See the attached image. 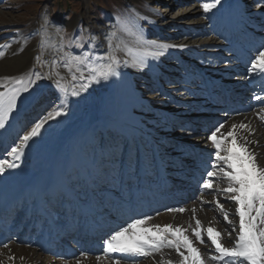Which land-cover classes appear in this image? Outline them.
Returning a JSON list of instances; mask_svg holds the SVG:
<instances>
[{"label":"bare ground","instance_id":"6f19581e","mask_svg":"<svg viewBox=\"0 0 264 264\" xmlns=\"http://www.w3.org/2000/svg\"><path fill=\"white\" fill-rule=\"evenodd\" d=\"M208 1L209 3H215V0ZM248 1L250 0H246V3L241 0H220V3L217 4L215 8H211L208 12L203 10L202 14L210 21V24L206 27L209 28L207 29L209 31L207 34L199 33L201 38H205L204 42L199 45V50H197L195 46L192 47L191 45H181L175 47L174 45H171V43H166L163 40H160V42L147 41L145 43H141V45L136 48H132L131 53L133 55L131 57H133L134 60L130 57L125 59L122 67L116 69L118 74L114 76L115 81L111 78V80H113V87L110 91H108L110 92V95H108L105 102L103 101V103H101L100 108L92 117H88L81 110L78 113H74V111H68L66 113L63 112V115L47 121V123H45L40 129V133L36 137L45 138L51 148H53L60 155L73 157L75 153L83 152L84 154L91 156V158H94L95 162V176L98 179L105 180V177L102 176L101 173L105 171L110 172L119 166L116 154L117 152L119 153L120 150L122 151L123 148L121 147L124 145L121 138H117V134L120 133L119 127H128V125L124 124L122 120L117 122L114 128H112L111 121L113 119L109 116L110 112H113L115 115H121V111L127 110L126 116L129 118L127 120L132 123L131 125L135 122L136 127L149 128V131H158L164 134L168 132L169 135L177 132L189 134L188 132L191 131L190 125L194 120L199 121V116L201 114L196 112L194 104L192 103L195 98H198V96L204 92L203 86L201 85L200 75L207 74L208 71L212 72L210 74H214V72L219 71V75H229L228 71L232 69H228V67H231L235 62L239 65H244L245 63H250V61H252L249 60L247 62H243L242 59L236 60L234 56L232 57L230 54L236 53V51L232 52L231 42H229V37L233 35L229 33V30L234 26L239 28L242 27L243 24H249V26L257 29L260 25L264 31L263 16H260L261 13H264V2L259 1L258 6L252 7V3H250V5L247 4ZM256 20H259V22L257 23ZM203 28L205 29L202 24L200 30ZM194 32H198V29L195 28V30H193V33ZM174 36L187 37L186 34H179L178 32H176ZM252 36L254 38L253 40H259L260 42L258 37L254 35ZM99 42L104 44L102 35L100 36ZM164 45H167L168 47H162ZM245 48H248V46L246 45ZM262 49L263 45L261 46V44H256L255 48L251 50L252 54L250 57H252V59L255 58L258 51ZM218 52H220L219 57H221V59L219 62H213L214 58L216 60ZM135 54L137 56H134ZM181 54L182 56H180ZM183 54L186 57L194 55L200 56V58L198 57V66L194 69L187 64L182 65V61L180 59L184 56ZM224 59H226L224 62L229 64L228 67H225L223 62ZM167 62L170 63L167 64ZM163 69L175 71V73L178 74L177 76L172 77L175 78V80L164 74L162 72ZM249 73L248 69H246L243 73L237 71L233 77L236 82L244 83L243 85L246 86V77L249 76ZM136 83L141 85L139 86V90L146 92L149 95L148 98L159 96L161 97L159 99L162 100V102H159L156 106L154 105L151 108L148 107V105L142 107L137 104H132L131 102L127 103V97L133 94V86ZM145 83L147 85H144ZM166 83H169L170 92L164 90L162 87V85ZM140 87L142 88L140 89ZM250 91H254L253 87ZM138 93L140 94L139 91ZM23 96L24 95H20L16 98V107L8 113L4 127L0 128V133L3 134V137L0 138V145L1 140L5 139V141L8 142V140L12 138L10 141L11 144L13 138L19 136L17 132H19V130L21 131L22 127L21 124H17V121L20 120V122H22L24 119L20 110L29 106V102L25 101V103L18 107V103L20 101L22 102V99H24ZM252 98L253 97L248 98V109L241 113V115H226V118L224 117L229 120V125L223 127L221 132L226 133L231 128L232 124L239 125L243 123L248 125L251 131L249 132L244 129H238V136L246 137L252 142L248 144L249 149L257 154L258 162L261 165H264V121L259 118L263 115L261 114V109H253L254 106L251 104ZM129 104L132 105L129 107ZM137 108H139L138 111L140 113L135 114L134 110ZM169 114L172 116L170 119L173 121L171 125L170 123H167V116H169ZM45 116L47 115L39 117L37 122ZM174 116L184 117V119L180 118L178 120V118H173ZM221 118L223 117H218L215 122L220 120L221 123L224 124L225 119H222V121ZM187 120L188 122H186ZM31 127L33 126L31 125ZM100 127L109 128L107 131L114 134V136L110 137L109 133H106L107 131H105V129L97 132L96 129ZM211 132L212 131H207L206 127L205 129H201L202 134H198V136L202 145L208 144L211 146L210 141L207 139ZM97 133L100 137L99 139H101V143L104 144L103 148H101V145H97ZM26 134L27 133L24 135ZM103 137L105 138L104 141H102ZM115 137L116 139L111 141ZM108 138L111 139L108 140ZM6 148L0 152V161L10 162L17 160L13 156L8 157V154L5 155ZM29 148L30 144L28 141L24 146L19 159L23 158L27 154ZM97 154L100 156V159L96 158ZM44 160L45 156L37 155L32 161L38 164V168L43 167ZM75 163L77 165V162ZM106 164L108 166L104 167ZM34 172L35 170L30 171V173ZM84 173V178L76 177L77 182L82 180L84 184L91 182L90 173L88 171H84ZM2 174L3 173H0V176ZM219 175L220 174L218 173L217 177L211 178L213 182L212 189H207V192H198L197 197L192 199V201L187 205L181 207L185 209L184 212L166 211L155 214L150 220H148L149 226L153 224L161 226L165 224H172L173 226H181L188 229L186 234L193 240L194 246L198 247L201 254L206 257V261L208 256L215 254L214 246H211V242L210 244L206 242L201 244L196 241L195 237L192 235L189 225L195 227L196 219L200 220L202 228H206L211 225L221 233L222 243H224L225 246H231L235 233L229 235L232 230V225L224 221L223 213L216 206L217 202H219L223 205V208L226 211L231 213L229 218L233 221V224L236 225V228L238 226V217L234 215L235 204L233 201L228 199V196L231 194L222 191V189L226 187V183L219 178ZM40 177L42 179H46V181H49L52 184L55 183L56 187H59L56 182L62 181V183H64L63 177L55 180L51 177V175H49L44 178L42 173L40 174ZM205 178L209 179L208 176ZM22 183L23 181L21 179H18L12 174H10L9 178L4 181L5 186L8 187V191L10 192L13 190V187L15 189H20V185ZM217 188L221 190L217 191ZM78 189L84 191L82 184L78 185ZM47 190H54V193L55 191H59L55 188H48ZM21 194L22 193L18 191H14V193L10 195V199L13 202H16L21 198ZM79 208L82 209V206ZM164 208L169 209L170 207L165 205ZM193 209H195V219H193ZM128 224L129 223H125L120 226V228L126 227ZM119 229H116V231ZM40 235L41 234H39L38 238ZM132 258L131 262H122L117 259L114 260L108 258L101 252H95L92 255L82 254L74 259H63L56 255H43L39 252L36 246H20L13 241H9L5 246L0 247V264H116L117 261H119V264H160L162 258L165 262L168 259H172L174 263L179 259L172 249H163L162 253H153L151 256L132 255ZM207 264H213V262L207 261Z\"/></svg>","mask_w":264,"mask_h":264},{"label":"rangeland","instance_id":"374dc122","mask_svg":"<svg viewBox=\"0 0 264 264\" xmlns=\"http://www.w3.org/2000/svg\"><path fill=\"white\" fill-rule=\"evenodd\" d=\"M241 1L246 3V0ZM254 1L250 0L247 4L252 3V7L258 6L259 1L257 3ZM204 3H209V1L192 0L188 3V0H0V46H2L0 52L3 53L0 56V78H14L11 80L0 79V92H10L14 88H23L24 85H27L28 91H20L18 96L24 95L23 97L29 99H22V102L18 103V107L25 101L34 103L38 97V88L44 89L50 97L54 94L60 95L63 90L67 91L65 95L69 92V97L65 98V101L60 100L58 104L53 105L48 110H40L32 117L24 116L22 122L17 121V124H21L22 129L17 132L19 136L17 134L18 137L13 138L11 145L19 146L20 138L31 130L32 127L29 128V126H33L39 117L47 115L54 109L59 110L63 107L64 113L68 111L78 113L81 110L88 117H92L100 108L101 103L105 102L110 95L108 91L113 87L114 76L106 81L99 80V82L89 83L87 79H79L80 73L75 72V68H73L77 79L72 80L71 74L63 66L67 60L65 54L81 55L90 51L89 45L94 44L95 47L91 49L92 54L103 56L109 52V41L106 37L112 32L116 33V36L111 40L112 49L119 60L116 69L122 67L125 59L130 57L134 60L131 57L133 55L131 53L132 48H136L147 41L160 42L163 40L175 47L191 45L199 50V45L205 40V38H201L199 33L207 31V29L203 30L204 28L200 30L201 25L203 24L206 28L210 24V21L202 14L204 9L201 5ZM145 22H150L156 29H161L160 31L165 34H159L160 36L153 39L149 38L144 27L150 28V26ZM171 22L173 25L170 24ZM124 25L127 27H123ZM57 28L62 29L61 34H57ZM195 28L198 29V32L193 33ZM152 32L154 31L152 30ZM176 32L184 33L187 37H175ZM61 35H63V40H61ZM101 35L104 44L99 42ZM76 41H79L82 46L77 47ZM42 42L43 46H41ZM261 45L264 49V42ZM37 56L40 57L39 60L36 59ZM198 57L200 58V56L195 55L187 57L184 55L180 60L182 65L187 64L195 69L199 64ZM101 62L95 61V63ZM169 63L167 62V64ZM171 71L162 70L171 78L178 75L175 71H172L173 74H171ZM84 75L85 77L88 75L86 70ZM15 79H19L21 84L15 83ZM172 79L175 80V78ZM57 80L60 82V88L56 87ZM29 81L34 83H29ZM86 83L88 87L81 91V85ZM139 86H141L139 83L134 84L133 94L127 97V103L131 102L142 107L148 105L151 108L162 102L159 96L148 98L149 95L139 90ZM162 87L170 92L169 83L163 84ZM74 90L79 94L73 97L71 92ZM94 92L97 94V98H95ZM74 99H76L75 106L70 107ZM132 104H129V107ZM138 110L139 108L135 109L134 113H140ZM126 111L124 110L125 114ZM173 118L184 119V117L179 116ZM221 124L226 127L229 125V120L225 119L224 124L219 123V125ZM133 126L136 127L135 122ZM96 138L97 145H102L99 135H96ZM110 139L108 138V140ZM11 140L12 138H10ZM10 149L12 148H6L5 155ZM121 154L122 151L120 150L117 159H120Z\"/></svg>","mask_w":264,"mask_h":264},{"label":"snow or ice","instance_id":"6c2138e0","mask_svg":"<svg viewBox=\"0 0 264 264\" xmlns=\"http://www.w3.org/2000/svg\"><path fill=\"white\" fill-rule=\"evenodd\" d=\"M219 3L220 0H215V3H204L201 6L205 12H208ZM123 27L127 26L124 25ZM61 33L62 29L57 28V34ZM115 36L116 33L112 32L106 37L109 41V52L103 56L92 54L91 49L95 47L94 44L89 45L90 51L81 55L65 54L67 60L63 66L71 74V79H77L75 72L80 73L79 79H87L89 83L99 82V80L106 81L110 77L116 76L119 60L114 54L111 44V40ZM61 40H63V35H61ZM41 46H43V42ZM76 46L81 47L82 45L76 41ZM2 55L3 53L0 52V56ZM36 59L39 60L40 57L37 56ZM96 60L102 62L95 63ZM73 68H75V72H73ZM85 70L88 72L87 77L84 75ZM249 72L264 74V49L259 50L251 61ZM37 78H40L38 74ZM0 79L11 80L14 78L3 77ZM15 83L21 84V81L15 79ZM29 83L34 82L29 81ZM56 87H61L59 80L56 81ZM87 87V83L81 85V91ZM20 91H28L27 85H24L23 88H14L10 92H0V128L4 127L8 113L16 107V98ZM78 94L75 90L71 92L73 97ZM257 99L260 98L257 97ZM61 115H63V107L49 112L47 116L33 125L31 130L21 138V144L13 147L8 155L19 159L24 146L40 133L44 124ZM259 118L264 121V116ZM223 127L222 124L216 127L207 137L215 148L213 168L217 169L218 172L209 171L207 173L209 179H205L203 187L212 189L211 178L217 177L218 173L220 174L219 178L226 183V187L222 191L231 194L228 199L235 204L234 215L238 217V231L236 225L229 218L231 213L226 211L219 202L216 206L223 213L224 221L232 225L229 235L235 233L231 246H225L222 243L221 233L211 225L202 228L198 219L195 220V227L189 225V228H191L196 241L201 244L205 243L203 236L206 235L211 246H214L215 254L207 257V261H211L213 264H264V165L258 162L257 154L249 149L248 144L252 142L246 137L238 136V129L251 131L248 125L243 123L232 124L226 133L221 132ZM5 167L14 168L17 165L8 161H0V173L4 172ZM219 190L221 189L217 188V191ZM171 211L182 213L185 209L179 208ZM192 211L193 219H195V209ZM150 219L151 217L136 219L126 227L114 231L110 238L105 241L106 251L134 256H151L153 253H162L163 249H172L179 257L175 264H207L200 249L194 246L193 240L186 234L188 229L172 224L149 226L148 220ZM116 264H119V261ZM160 264H174V262L172 259L165 262L162 258Z\"/></svg>","mask_w":264,"mask_h":264}]
</instances>
